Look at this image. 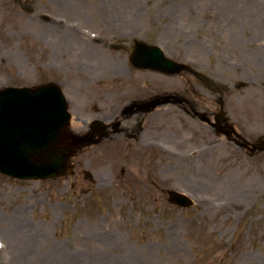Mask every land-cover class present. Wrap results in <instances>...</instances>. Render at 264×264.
<instances>
[{"label": "rangeland", "instance_id": "obj_1", "mask_svg": "<svg viewBox=\"0 0 264 264\" xmlns=\"http://www.w3.org/2000/svg\"><path fill=\"white\" fill-rule=\"evenodd\" d=\"M134 40L207 82L133 68ZM49 82L82 133L117 101L159 105L141 135L82 149L73 175H0V264H264V152L206 122L222 99L240 135L264 136V0H0V88ZM174 93L198 115L166 104Z\"/></svg>", "mask_w": 264, "mask_h": 264}, {"label": "water", "instance_id": "obj_2", "mask_svg": "<svg viewBox=\"0 0 264 264\" xmlns=\"http://www.w3.org/2000/svg\"><path fill=\"white\" fill-rule=\"evenodd\" d=\"M130 62L136 68L168 75L188 70V66L166 58L157 46L140 41H134ZM70 119L56 84L0 89V174L34 182L71 173L72 151L67 143ZM216 121L221 123L222 116ZM254 147L264 151V137ZM168 196L171 204L191 206L179 193L170 191Z\"/></svg>", "mask_w": 264, "mask_h": 264}, {"label": "flooded vegetation", "instance_id": "obj_3", "mask_svg": "<svg viewBox=\"0 0 264 264\" xmlns=\"http://www.w3.org/2000/svg\"><path fill=\"white\" fill-rule=\"evenodd\" d=\"M195 79L198 81H204L202 75L195 74ZM166 104L172 103L181 107L182 111L192 117L198 115L197 102L194 96L187 98L186 94H171L167 97ZM194 98V99H193ZM156 101L152 95H141L133 101H129L125 105L117 101L116 110L109 118L104 117V125L107 128L104 129L103 133L108 134V137H123V138H135V136L141 135L143 132V122L147 116H153ZM148 118V117H147ZM150 119V118H149ZM95 120V119H94ZM94 120H92L87 129L79 135L77 138L80 143L92 144L100 142V133L97 132L96 128L92 127ZM227 122V123H226ZM228 121H225L221 125H216L215 132L224 134L227 139L236 143H244L243 137L237 134L232 128H230ZM78 145V144H77ZM81 151H78L76 156Z\"/></svg>", "mask_w": 264, "mask_h": 264}]
</instances>
